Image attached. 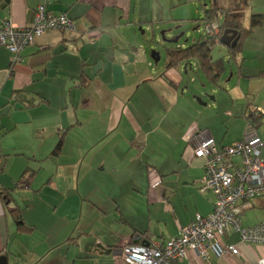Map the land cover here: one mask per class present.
Returning a JSON list of instances; mask_svg holds the SVG:
<instances>
[{
	"label": "crops",
	"instance_id": "crops-1",
	"mask_svg": "<svg viewBox=\"0 0 264 264\" xmlns=\"http://www.w3.org/2000/svg\"><path fill=\"white\" fill-rule=\"evenodd\" d=\"M237 1L246 6L247 0H204L202 12L217 6L245 26L252 13L238 18ZM43 3L0 0V24L28 26ZM188 3L49 0L47 11L65 13L75 32L48 31L17 59L0 47V189L12 199L0 200L7 264H124L114 258L124 244L139 236L141 244L163 243L196 214L211 213L213 194L198 191L204 161L193 156V138L204 132L217 145L235 143L248 107L264 109V2L238 65L231 63L224 85L218 82L223 94L212 92L211 103L201 98L204 105L191 98L196 62L165 68L146 48L159 31L189 22L176 16ZM18 92L35 106L22 107ZM223 112L230 116L222 133ZM251 120L264 161V115ZM14 209L31 231L19 230ZM240 220L244 227L264 221V200H252ZM224 241L239 255L208 253L202 261L189 252L180 264H264V246L240 242L232 230Z\"/></svg>",
	"mask_w": 264,
	"mask_h": 264
},
{
	"label": "built area",
	"instance_id": "built-area-1",
	"mask_svg": "<svg viewBox=\"0 0 264 264\" xmlns=\"http://www.w3.org/2000/svg\"><path fill=\"white\" fill-rule=\"evenodd\" d=\"M49 0L39 5L28 26L17 28L11 21L0 24V47L13 53L15 59L24 48L33 45L36 37L48 31L75 32L74 22L65 14L53 15L46 9ZM203 33L218 43L219 23H203ZM249 121L242 138L230 145H217L204 132L194 136L193 156L204 161L198 191L214 196L212 211L206 216L196 214L191 224L179 230L169 240L142 244L126 243L116 253L115 260L124 264H180L188 253H196L205 261L208 253L215 258L239 255L235 245L224 241L232 230L240 242L264 246V221L242 226L241 213L252 200H264V161L261 140L251 119L264 115V109L248 107ZM239 160L238 164L234 160ZM1 171V161H0Z\"/></svg>",
	"mask_w": 264,
	"mask_h": 264
},
{
	"label": "trees",
	"instance_id": "trees-1",
	"mask_svg": "<svg viewBox=\"0 0 264 264\" xmlns=\"http://www.w3.org/2000/svg\"><path fill=\"white\" fill-rule=\"evenodd\" d=\"M212 21H217L219 23V35L218 43L215 44L213 38L207 36L203 33L199 38L190 46H176L170 48H164V66L165 68H179L184 67L186 69L188 66L191 67L193 62H196L198 69L203 78L212 85H218V82L221 78V75L225 71L224 60L214 59L212 56V50L217 45H221L222 34L225 30H237L239 34V41L233 47H224L227 51L228 61L238 65L237 55L241 51L242 44L252 33L253 28L261 24V15L251 14L249 16L248 24L242 25L241 22L235 18L231 11L225 10L219 7L210 6L203 12L202 26L203 23H209ZM180 27L177 25L175 28ZM15 100L17 99L20 102L22 107L28 108L30 106H35L32 101H24L23 96H20V92L14 96ZM0 200L8 205L11 203L12 199L10 196V190H1L0 189ZM12 216L14 217L15 222L19 225V230L24 229V232L31 231L30 228H26L22 225L21 217L17 209L11 211ZM139 236L138 240L131 244H141L142 238ZM140 238V239H139Z\"/></svg>",
	"mask_w": 264,
	"mask_h": 264
},
{
	"label": "rangeland",
	"instance_id": "rangeland-1",
	"mask_svg": "<svg viewBox=\"0 0 264 264\" xmlns=\"http://www.w3.org/2000/svg\"><path fill=\"white\" fill-rule=\"evenodd\" d=\"M222 1V0H220ZM247 0L246 6L243 5V2L237 1V7L238 9L235 10V14L238 18H241V20L246 19L250 13L257 14L262 7V0ZM204 0H191V3H188L183 9L176 12V16H185L187 19H189V22H185L184 24H180V27L175 28L174 30L171 29V31H165L164 37L168 40L175 39L178 37V34L182 33V35L178 38L175 42H164L162 40L161 32L159 31L155 37L154 41H151L146 44V48L149 47L151 49L150 52L154 51L159 54L160 63L164 60V48H170V47H176V46H183L187 47L193 44L199 36L202 34V19H203V8ZM207 4V2H206ZM209 4V2H208ZM173 28V27H172ZM177 33V34H176ZM176 34V35H175ZM212 56L214 59H223L225 63V72L221 77L220 84H225V79H227L230 75V70L232 69V64L230 61L226 60L227 58V51L226 48L217 45L212 50ZM192 66L193 63H192ZM190 78H192V81L190 83V90H191V98L196 102V104L204 105V101H200V99L206 100V102L211 103V97L215 95H221L223 94V91L219 88V85H212L204 83V78L199 72V69L195 68L193 71L190 72ZM203 90V93L200 95L201 97H197L198 94L196 93L199 89ZM213 92V94H212ZM229 102L228 98L223 96L219 100V105L225 106ZM207 117H209V112L206 111ZM227 116H230L227 114ZM225 113L223 112V121L222 125L219 123L220 127L219 129L222 130V133L225 132L224 125L227 123L229 117H227ZM213 120V119H211ZM23 182H27L28 178L23 179ZM145 218V217H144ZM144 218H140V220H144Z\"/></svg>",
	"mask_w": 264,
	"mask_h": 264
},
{
	"label": "water",
	"instance_id": "water-1",
	"mask_svg": "<svg viewBox=\"0 0 264 264\" xmlns=\"http://www.w3.org/2000/svg\"><path fill=\"white\" fill-rule=\"evenodd\" d=\"M165 31L161 32L162 40L164 42H175L178 38L182 35V33L178 34V37L175 39L168 40L164 37ZM239 41V34L237 30H225L222 34L221 38V45L224 47H231L233 48ZM151 59L154 63L159 61V54L157 52H151ZM0 264H7V258L4 255H0Z\"/></svg>",
	"mask_w": 264,
	"mask_h": 264
}]
</instances>
